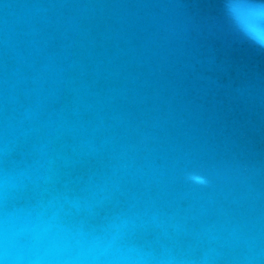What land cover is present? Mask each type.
<instances>
[{"label":"water","instance_id":"obj_1","mask_svg":"<svg viewBox=\"0 0 264 264\" xmlns=\"http://www.w3.org/2000/svg\"><path fill=\"white\" fill-rule=\"evenodd\" d=\"M0 264H264V0H0Z\"/></svg>","mask_w":264,"mask_h":264}]
</instances>
